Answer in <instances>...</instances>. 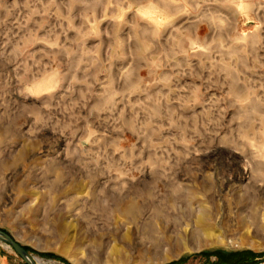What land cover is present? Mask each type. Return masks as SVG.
I'll use <instances>...</instances> for the list:
<instances>
[{
  "label": "rangeland",
  "instance_id": "1",
  "mask_svg": "<svg viewBox=\"0 0 264 264\" xmlns=\"http://www.w3.org/2000/svg\"><path fill=\"white\" fill-rule=\"evenodd\" d=\"M0 138V229L40 264H264V0H0ZM173 138L174 182L133 170Z\"/></svg>",
  "mask_w": 264,
  "mask_h": 264
},
{
  "label": "clouds",
  "instance_id": "2",
  "mask_svg": "<svg viewBox=\"0 0 264 264\" xmlns=\"http://www.w3.org/2000/svg\"><path fill=\"white\" fill-rule=\"evenodd\" d=\"M21 95H24V91L21 92ZM45 107H50V104H45ZM171 142L180 143L185 145V151L183 153L176 152V163L170 164L169 161L171 159V153L168 152L167 149H165V155L162 156H150L147 161H142L140 165H137L133 170L134 171H140L145 166L149 167L154 173L157 167L161 168V175L163 178L168 179L171 182H174V177L177 172L180 171V165L188 160L192 156V152L188 151V143H186L183 140H175L174 138L172 141H165V143L169 144V148H171ZM0 143H3V139L0 138ZM152 148L156 151H159L161 148V145H152ZM172 152H175V149H171ZM196 155H199L197 152ZM127 163H130V161H127ZM187 168V175L191 176L192 174V168L190 165H186ZM166 169V171H165ZM175 169V171H174ZM175 210V209H173Z\"/></svg>",
  "mask_w": 264,
  "mask_h": 264
},
{
  "label": "trees",
  "instance_id": "3",
  "mask_svg": "<svg viewBox=\"0 0 264 264\" xmlns=\"http://www.w3.org/2000/svg\"><path fill=\"white\" fill-rule=\"evenodd\" d=\"M28 251V248L25 247ZM45 256L57 257L52 253H44ZM206 260L204 264H254L261 255L255 254L251 250H237L230 252H223L221 250H216L212 252H202ZM213 256L214 259L211 260L210 257ZM58 258V257H57ZM171 264H179V262H174Z\"/></svg>",
  "mask_w": 264,
  "mask_h": 264
},
{
  "label": "water",
  "instance_id": "4",
  "mask_svg": "<svg viewBox=\"0 0 264 264\" xmlns=\"http://www.w3.org/2000/svg\"><path fill=\"white\" fill-rule=\"evenodd\" d=\"M0 242L10 247L25 264H37L36 260L10 234L0 229Z\"/></svg>",
  "mask_w": 264,
  "mask_h": 264
},
{
  "label": "bare ground",
  "instance_id": "5",
  "mask_svg": "<svg viewBox=\"0 0 264 264\" xmlns=\"http://www.w3.org/2000/svg\"><path fill=\"white\" fill-rule=\"evenodd\" d=\"M38 264H40L38 261H37Z\"/></svg>",
  "mask_w": 264,
  "mask_h": 264
}]
</instances>
